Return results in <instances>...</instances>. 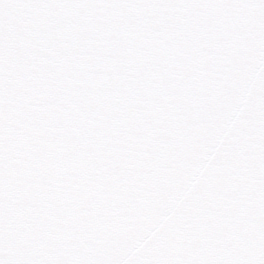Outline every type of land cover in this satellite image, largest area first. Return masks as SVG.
Masks as SVG:
<instances>
[{
  "label": "snow or ice",
  "instance_id": "snow-or-ice-1",
  "mask_svg": "<svg viewBox=\"0 0 264 264\" xmlns=\"http://www.w3.org/2000/svg\"><path fill=\"white\" fill-rule=\"evenodd\" d=\"M0 264H264V0H0Z\"/></svg>",
  "mask_w": 264,
  "mask_h": 264
}]
</instances>
